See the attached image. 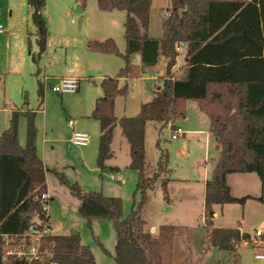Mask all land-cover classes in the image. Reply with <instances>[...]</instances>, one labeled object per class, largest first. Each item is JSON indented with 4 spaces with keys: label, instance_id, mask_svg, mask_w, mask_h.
Wrapping results in <instances>:
<instances>
[{
    "label": "trees",
    "instance_id": "16d2710c",
    "mask_svg": "<svg viewBox=\"0 0 264 264\" xmlns=\"http://www.w3.org/2000/svg\"><path fill=\"white\" fill-rule=\"evenodd\" d=\"M32 8L31 20L36 27L39 55L47 49L48 22L43 16L47 0H27ZM153 0H98L102 11L126 12V52L121 54L113 38L90 39L92 51L118 53L125 66L115 76L101 81L103 95L95 101L91 118L101 127L97 163L99 168L109 167L113 158L112 143L115 129L120 125L122 135L130 148L128 168L137 172L138 182L132 210L123 217V199L107 196L98 191H84L78 183L70 184L78 197L79 211L88 223L95 218L113 220L116 244L112 255L116 264H153L149 249L156 242L147 226L144 210L150 194L160 184L164 199L170 201L168 182L161 178L171 172L169 152L162 153L155 169L151 168L146 147L149 123L176 122L187 115L188 101L197 103L210 122L215 138L218 158L212 175L206 181L203 225L206 236L202 254L212 248L227 251L239 258V248L244 242H253L250 233L239 227H216L214 205L239 203L248 199L264 203V0H171L170 15L163 19L161 38L149 35ZM187 42V61L179 70L177 42ZM139 53L144 68H154L164 58L166 76L154 91L151 101L141 104L135 116L117 117L115 102L119 95L129 93L121 79L131 72V57ZM39 95L44 102L45 86L39 79ZM27 119V142H19V115ZM36 110L14 111L8 127L0 134V234L23 236L36 219L44 223L51 220L44 211L41 196L47 192L45 166L36 146ZM233 173H256L262 181L259 197L233 195L227 177ZM60 174V173H57ZM139 195L137 199L136 196ZM52 221V220H51ZM52 228V224H49ZM40 226V227H41ZM53 229V228H52ZM0 242V251H1ZM43 259L31 262L13 260L7 264H97L89 245L82 242L78 233L55 234L51 231L41 241ZM106 253H109L105 249ZM0 264L2 254L0 252Z\"/></svg>",
    "mask_w": 264,
    "mask_h": 264
},
{
    "label": "rangeland",
    "instance_id": "374dc122",
    "mask_svg": "<svg viewBox=\"0 0 264 264\" xmlns=\"http://www.w3.org/2000/svg\"><path fill=\"white\" fill-rule=\"evenodd\" d=\"M171 8V0L152 1L153 35L160 34L162 21ZM43 16L48 21L49 38L47 50L39 55L36 27L30 17L27 0H0V23L10 31V35L0 34V134L8 127L13 111L36 110V146L39 156L49 168L46 173V186L53 196L49 212L54 233L69 234L75 231L80 235L82 242L91 247L97 264H116L112 256L116 244L113 220L107 217L95 218L89 224L79 211L78 197L60 177L64 176L70 184L78 183L86 192L98 191L107 196L121 197L124 218L132 210L138 176L136 171L128 168L129 143L122 136L121 127L118 125L113 143L116 153L106 163L108 166L115 163L121 170L102 171L97 163L101 127L98 120L90 117L96 99L103 95L101 81L106 76L117 75L125 66V60L118 53L92 51L87 45L89 39L113 38L119 52L125 54L126 12L102 11L98 7V0H47ZM164 60L159 64L157 82V79L152 78V68L147 72L143 65L137 66L141 59L138 55L133 56L132 64L135 70L133 71L131 65V74L126 80L129 83V93L127 96L119 95L116 98V116H135L139 113L141 102L152 100L154 91L162 82L161 78L166 76ZM133 72L135 75L147 73L142 78H133ZM45 75L48 76L46 80ZM63 75L78 77L80 89L75 93L65 94L54 91L53 85L58 82L59 76ZM39 79L45 86L43 104L38 92ZM121 80L125 83V77ZM186 117L176 122L177 128L179 126L186 131V134L178 139L172 138L174 131L170 128L171 123L164 127L160 123H149L147 155L154 170L162 153L167 150L169 167L172 169L168 177H197L200 180V177L203 178L205 167L208 170L215 165L212 161L216 156L215 138L211 141L208 157L206 134H190L187 130L199 129L200 126L203 127L204 122L208 127V118L194 101H188ZM70 119L77 121V130L91 136L88 146L79 147L70 143L74 132L69 125ZM19 142L23 147L27 142V119L23 113L19 115ZM112 173L122 174L123 179L113 180ZM166 176L163 173L161 178ZM227 178L233 195L237 197L262 195V181L256 173H233ZM193 187L197 190L194 194V205L185 215L192 224L177 228L181 233L189 231L191 234L192 256L173 259L168 257L161 264H264V259L256 258V250L252 245L254 242L240 246L239 258L227 251L213 248L202 254L206 230L203 225V205L198 191L201 184L197 182ZM174 192L179 193L180 190ZM163 196V190L158 184L151 192L144 210V218L148 224L156 221ZM136 198L138 199L139 195ZM259 202L256 199L248 201L245 217L242 204L226 206L225 216L217 223L222 220L224 225H238L239 220L251 233H255L256 229L264 232V211L259 209H264V203L261 202V207ZM257 241H264V236L257 238ZM262 247L264 252V242ZM104 248L109 253H106ZM149 256L152 260V256Z\"/></svg>",
    "mask_w": 264,
    "mask_h": 264
},
{
    "label": "crops",
    "instance_id": "0c3cea01",
    "mask_svg": "<svg viewBox=\"0 0 264 264\" xmlns=\"http://www.w3.org/2000/svg\"><path fill=\"white\" fill-rule=\"evenodd\" d=\"M27 3H28V1H27ZM28 7H29V12H30V17H31L32 8L29 4H28ZM45 9H46V7L44 8L43 14L45 13ZM162 26H163V21H162ZM6 30H7V32H6L7 35H10V31L8 29H6ZM6 33H4V34H6ZM163 33H164V29L162 28L159 35H153L152 34V32H151V15H150L149 35L151 37L161 38L163 36ZM186 54H187V49H185L183 51V53L178 56L177 64L173 68V71L179 70L180 67L186 63V61H187V55ZM137 55L141 59V56L139 53H136L133 56H137ZM133 56L131 57V65H132L133 71H134L135 67L132 64ZM163 59L164 58H161L159 63L154 68H152V70L150 71L151 73L154 74V77H152V78L154 80L157 79V82H158V74L157 73H158L159 64L163 61ZM139 65H142V62L138 63L137 66H139ZM149 70L150 69H147L146 71L148 72ZM147 72H145V73H147ZM145 73H142L140 75H135V73L133 72L132 77L133 78H142ZM130 74H131V72H130ZM130 74H129V76H130ZM64 76H72V75H63V76H59V77H64ZM129 76L125 77V83L121 80V86H123L125 84H127L129 86V83L126 81L129 78ZM79 89H80V85H79ZM142 103H144V102L140 103V107H141ZM115 104H116V102H115ZM198 109H199V107H198ZM139 111H140V109H139ZM20 112H22V111H20ZM206 117H207V115H206ZM185 118H187V117H185ZM203 124H204L203 127L200 126L199 129H194V130L187 129V130H189L191 132L190 134H199V135L206 134L205 141H206V145H207V155H208V157H210L211 141L214 138H213V135L210 131V122L208 124V127H207L206 122H204ZM200 125H202V124H200ZM77 126H78V124H76L74 127H72L73 130L77 129ZM147 128H148V126H147ZM178 129H182V128L178 126ZM182 130L184 131V134L181 137H183L186 134V131L184 129H182ZM115 133H116V129H115ZM121 134H122V129H121ZM114 139H115V134H114ZM113 143H114V140H113ZM113 143H112V150H113L114 156H115L116 151L113 147ZM208 144H209V148H208ZM214 144H215V155L216 156H214L212 158L213 164H214V162H216V159L218 158V155H219L218 150L216 149L215 140H214ZM146 147H147V134H146ZM129 152H130V148H129ZM205 162H207V159L205 160ZM44 164H45V162H44ZM113 164L114 165H110L109 167H116L119 170H121V167L119 165H116L115 163H113ZM45 166L47 167V164H45ZM213 168L214 167H211V169L207 170V167H205L203 178L200 177V180H198L197 177H193L192 179H189L186 177H168L169 175H171L172 169H171V172L166 176V177L170 178V180L168 182L170 201H166L164 199V196H163V202L160 203L159 207H158L156 221L151 222L149 224L147 223L149 230L152 232V234L155 237H157L156 242L153 243L149 249V254L152 256L153 264H157V263L161 264L162 261L168 257H172V259H173L174 257H179V258L187 257L188 258V257L192 256V239H191L192 237H191V234L189 233V231H187L186 233H181V232H179V229H177V228H179L180 226L186 227V225L190 226L192 224L191 222H189L186 219L185 215L187 214V210L192 208L194 205V201H195L194 200V194L196 193L197 190L193 186L197 182H199V184H201V187L199 188L198 191H199V195H200V198L202 201L203 211L205 210L206 181L211 177ZM119 170H114V171L119 172ZM236 174L246 175V174H250V173H236ZM242 177H247V176H242ZM227 181H228V178H227ZM181 185H184V186L181 188V187H179ZM175 186H177V187H175ZM173 190L174 191L180 190V192L177 193V192H174ZM231 190H232V188H231ZM47 194L53 200V196L51 195V192L48 188H47ZM252 196H256V195H252ZM250 200H254V199H248L245 202V204L242 206L243 210H244V217L247 214L248 201H250ZM259 203H260V205L262 204L261 202H259ZM233 204L214 205V210H215L214 225L216 227H239L242 232L250 233L252 238H253V241L256 240L257 239L256 238V231H255V233H251V232L247 231L244 228V226L242 225V222L239 220H237L238 225H224L222 220L220 221L221 223H219V222L217 223V221H219V219L221 217L225 216L226 206L233 205ZM262 206L263 205H261V207ZM259 209H260V211H264V209H262V208H259ZM49 214H50V212H49ZM52 228H53V233H54L53 222H52ZM248 244H251V243L244 242L241 245H248ZM214 249H218V248L214 247L213 250Z\"/></svg>",
    "mask_w": 264,
    "mask_h": 264
},
{
    "label": "built area",
    "instance_id": "2783aa9c",
    "mask_svg": "<svg viewBox=\"0 0 264 264\" xmlns=\"http://www.w3.org/2000/svg\"><path fill=\"white\" fill-rule=\"evenodd\" d=\"M170 12L166 14L169 16ZM7 30L3 24L0 23V34L6 33ZM187 42L179 41L176 43L175 48L177 53L180 55L183 53L185 49H187ZM178 55V56H179ZM48 78L45 75V80ZM80 85V79L75 76H64L59 77L58 82L53 85L54 91L59 94L65 93H75L78 91ZM77 124L76 120L70 119L69 125L74 127ZM184 134L182 129H177L173 135V139H177ZM91 142V136L86 133L74 129L72 138L70 139V143L74 146L85 147L88 146ZM111 178L113 180H122L123 176L120 173H112ZM50 197L48 196L47 192L43 193L41 196L42 201L45 203L48 201ZM44 211L49 214V205H44ZM52 224L51 220L44 223L41 226L42 222L36 219V223L31 226L30 230L25 233L23 236H12L9 234H0V242L1 246V254H2V262L3 264H7L13 260H22L31 262L32 260H41L43 259V252L41 250V241L42 238L49 234L53 229L49 224ZM41 226V227H40ZM264 235V232L261 229L256 230V238H260ZM253 247L256 250V258L257 259H264V252L262 251V243L264 241H253ZM24 264V263H21ZM57 264V263H56Z\"/></svg>",
    "mask_w": 264,
    "mask_h": 264
},
{
    "label": "water",
    "instance_id": "95a60500",
    "mask_svg": "<svg viewBox=\"0 0 264 264\" xmlns=\"http://www.w3.org/2000/svg\"><path fill=\"white\" fill-rule=\"evenodd\" d=\"M77 232L73 231L72 234H76Z\"/></svg>",
    "mask_w": 264,
    "mask_h": 264
}]
</instances>
